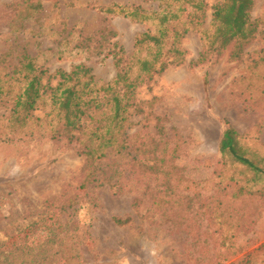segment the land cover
<instances>
[{
  "label": "rangeland",
  "instance_id": "rangeland-1",
  "mask_svg": "<svg viewBox=\"0 0 264 264\" xmlns=\"http://www.w3.org/2000/svg\"><path fill=\"white\" fill-rule=\"evenodd\" d=\"M32 1L42 7L0 0V56L9 53L15 63L25 49L47 75L85 65L100 84L114 80L115 55L126 69L147 56L150 48H137L136 38L158 25L103 9L120 4L157 12L171 4ZM216 1L206 0L201 23L191 22L189 3L171 23L191 28L180 42L184 58L143 76L116 155L89 163L44 129L12 134L11 106L0 105V253L17 250V264H25L29 246L48 243L54 264H264V191L237 194L227 179L251 176L220 151L232 126L264 156V0H255L258 32L238 58L229 48L198 63ZM172 40L171 32L167 48ZM12 69L0 66L3 73ZM137 75L134 64L130 76Z\"/></svg>",
  "mask_w": 264,
  "mask_h": 264
},
{
  "label": "trees",
  "instance_id": "trees-1",
  "mask_svg": "<svg viewBox=\"0 0 264 264\" xmlns=\"http://www.w3.org/2000/svg\"><path fill=\"white\" fill-rule=\"evenodd\" d=\"M28 1L30 8L42 7L41 2ZM169 1L179 7L171 9L169 4L163 10L147 12L141 6L113 4L103 9L107 14L158 24L155 33L148 30L136 38L137 48H150L146 57L137 56L126 69L121 66L124 57L115 55L117 74L111 82L100 84L92 69L85 65H77L71 71L58 69L47 75V70L40 69L25 49L15 63L10 61L9 53L1 55L0 66H13L8 73L0 70V105L11 106L8 125L11 133L44 129L55 141L66 140L67 145L86 156L89 163L107 158L112 153L118 154L121 151L119 138L125 132L128 116L134 112L131 110L134 105L132 98L136 87L144 81L143 76L162 73L184 58L180 42L191 28L173 29L171 23L181 18L186 10L183 5L187 3L193 8L191 22L201 23L206 19V0ZM254 5L255 0L216 1L212 7L210 26L203 30L206 47L200 53L198 63L206 62L213 52L220 54L229 48L233 58L243 53L258 32V22L252 18ZM171 32L172 45L167 48ZM134 64L137 65L138 75L133 78L130 68ZM44 79H47L46 83ZM54 79L57 80L55 85L52 84ZM36 111H42L44 117L35 116ZM241 136L238 130L229 126L223 134L220 151L224 159L240 167L242 174L251 177L245 182L235 175L227 180L234 182V189L237 188L239 195H258L264 191V156L251 151L242 143ZM27 250L25 264H54L56 253L50 244L29 246ZM16 251L1 252L0 264H17L13 254ZM64 256L67 257L65 251Z\"/></svg>",
  "mask_w": 264,
  "mask_h": 264
}]
</instances>
